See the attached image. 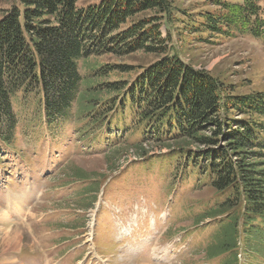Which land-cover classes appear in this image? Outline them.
Instances as JSON below:
<instances>
[{"label": "trees", "instance_id": "trees-1", "mask_svg": "<svg viewBox=\"0 0 264 264\" xmlns=\"http://www.w3.org/2000/svg\"><path fill=\"white\" fill-rule=\"evenodd\" d=\"M79 1L17 0L5 11L0 142L14 144L21 112L52 133L76 123L77 135L89 137V147L107 156L109 176L117 174L113 180L137 165L149 176L151 163L165 173L167 162L171 178L196 176L219 197L197 220L218 223L205 249L207 260L263 261L264 92L236 95L175 54L171 34L161 31L164 20L173 22L174 0H102L86 7ZM212 1L218 11L200 14L197 33L264 43L263 0ZM141 51L160 58L140 72L120 65L89 67L92 58ZM116 70L135 77L103 81ZM129 155L135 160L122 170ZM109 176L98 178L92 197L81 190L83 211L95 206Z\"/></svg>", "mask_w": 264, "mask_h": 264}, {"label": "rangeland", "instance_id": "rangeland-1", "mask_svg": "<svg viewBox=\"0 0 264 264\" xmlns=\"http://www.w3.org/2000/svg\"><path fill=\"white\" fill-rule=\"evenodd\" d=\"M16 1L0 0V20ZM100 1L80 0L78 5ZM213 3L174 0L173 22H162L163 35L171 34L174 52L183 61L210 73L234 94L264 92L261 40L196 32L201 13L218 11ZM261 5L264 8V0ZM159 58L141 51L120 58H92L89 67L120 65L140 72ZM121 71L103 81L135 77V72ZM18 115L14 144L6 147L0 142V211L13 222L5 229L0 221V264L222 263L223 258L207 260L205 252L218 230L217 221L197 222L198 215L219 198L204 180L199 184L196 176H181L176 181L170 177L173 168L167 162L165 173L151 163L146 169L149 176L137 165L113 180L117 174L109 176L107 156L89 147V137L85 141L77 135L76 123L52 133L44 131V125L24 120L21 112ZM134 160L129 155L121 163L122 170L127 161ZM78 172L89 179L76 180L74 173ZM102 176L109 178L97 194L95 206L83 211L81 190L92 197ZM17 229L22 235L14 250L6 242ZM242 258V264H251Z\"/></svg>", "mask_w": 264, "mask_h": 264}, {"label": "bare ground", "instance_id": "bare-ground-1", "mask_svg": "<svg viewBox=\"0 0 264 264\" xmlns=\"http://www.w3.org/2000/svg\"><path fill=\"white\" fill-rule=\"evenodd\" d=\"M0 221L2 222L3 228L6 227L7 229H9V227H12L11 225H13V222L10 220V218L8 217V215L5 212H1L0 211ZM21 235H22L21 230L20 229H17L15 231L14 236H12V237L10 236L7 239V242H6L7 243V246L14 248V250H15V248L18 249L17 243L20 241V236ZM4 260H6V262H8L7 261V258H4ZM142 264H146V262L145 263L143 262Z\"/></svg>", "mask_w": 264, "mask_h": 264}]
</instances>
